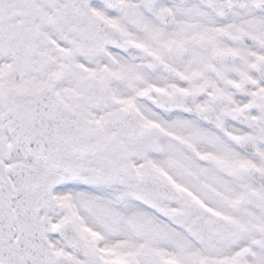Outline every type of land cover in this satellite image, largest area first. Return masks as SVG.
<instances>
[{"label": "snow or ice", "instance_id": "snow-or-ice-1", "mask_svg": "<svg viewBox=\"0 0 264 264\" xmlns=\"http://www.w3.org/2000/svg\"><path fill=\"white\" fill-rule=\"evenodd\" d=\"M0 264H264V0H0Z\"/></svg>", "mask_w": 264, "mask_h": 264}]
</instances>
